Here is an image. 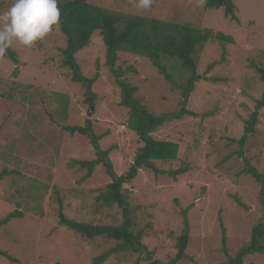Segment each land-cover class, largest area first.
Returning a JSON list of instances; mask_svg holds the SVG:
<instances>
[{
    "label": "rangeland",
    "instance_id": "rangeland-1",
    "mask_svg": "<svg viewBox=\"0 0 264 264\" xmlns=\"http://www.w3.org/2000/svg\"><path fill=\"white\" fill-rule=\"evenodd\" d=\"M71 1L232 37L233 44L210 40L198 53L197 73L222 81L195 84L185 109L196 117L171 119L152 133L155 139L177 145L176 159L155 163L166 174L141 169L130 184L123 185L137 228L144 231L143 244L153 259L167 264L175 257L184 214L187 258L175 264H227L221 249V225L226 250L233 255L249 242L252 226L264 220L261 187L243 173L244 159L264 172V107L255 132L242 147L236 142L243 134V120L263 91L250 64L264 68V0H233L237 22L226 18L222 8L206 10L200 0H152L148 9L136 7L133 0ZM12 3L0 0V13ZM65 43L56 26L32 47L14 43L10 48L18 64L0 57V95L22 109L7 121L10 141H0V170L20 172L0 181V219L13 210L22 213V218L0 228V251L17 262L0 255V264H90L114 245L101 237L87 240L58 223L57 197L65 217L78 222L113 225L120 222V213L116 207L104 209L95 203L99 190L109 182L101 166L81 181L86 171L71 165L73 160L94 159L89 140L77 133H60L52 126L40 128L46 119L34 109L41 98L52 115L68 126H83L91 120L94 134L101 136L99 146L110 150L118 175L127 171L140 146L137 136L126 128L129 112L119 105V88L105 65V47L98 33L75 55L83 76L93 79L86 87L71 82L69 71L60 65ZM213 62L217 64L206 73ZM167 66L181 83L185 75L177 66L175 70ZM116 69L137 88L136 97L153 115L181 109L179 91L148 59L119 53ZM180 169H184L181 174L168 173ZM136 259L134 254L116 253L104 264H133ZM242 264H264V254L248 255Z\"/></svg>",
    "mask_w": 264,
    "mask_h": 264
},
{
    "label": "trees",
    "instance_id": "trees-1",
    "mask_svg": "<svg viewBox=\"0 0 264 264\" xmlns=\"http://www.w3.org/2000/svg\"><path fill=\"white\" fill-rule=\"evenodd\" d=\"M204 7L206 10L222 8L226 18L231 21H238L235 16L236 7L233 0H206ZM58 8L60 9V23L53 26L52 30L58 26L60 33L66 39L65 47L61 49V67L69 71L71 82L84 87L90 85L93 79L83 76L75 55L89 45L93 34L97 32L105 47V65L115 77L114 82L119 88V105L128 109L129 112L126 128L137 136V141L140 144L127 171L118 175L114 171L109 158L110 150H103L99 146L101 136L94 134L91 120L87 119L83 126H68L52 115L46 106V102L41 98L39 106L34 109L38 115L46 119L40 128L47 129V127L52 126L60 133L65 132L71 135L77 133L89 140L94 159L73 160L71 165L86 171L81 181L87 180L96 166H101L105 175L109 178V182L99 190L95 203L99 208L104 209L116 207L120 213V222L113 225H94L87 222H78L65 217L62 212L61 201L57 197L58 223L87 240L91 241L101 237L114 243L111 248L93 258L90 264H104L111 255L116 253L137 255V259L133 264H139L140 262L165 264L153 259L152 252H149L144 246V231L137 228L132 208L127 196L124 194L123 185L130 184L141 169L150 170L155 174H166V172L159 170L155 163L176 159L177 145L170 141L155 139L152 137V133L171 119H179L183 115L196 117L195 113L185 109L189 96L194 91L195 84L200 81L212 83L222 81L220 78H208L197 73L198 53L210 40H217L223 44H233L234 41L230 36L220 32L213 33L209 29H196L190 25H180L129 13L111 12L89 3L58 0ZM119 53H127L148 59L157 72L173 88L179 91L182 98L179 103L181 109L177 113L161 114L159 116L150 113L147 107L136 97L137 88L123 78V72L120 69H116ZM5 57L14 65L18 64L16 53L11 48L7 50ZM169 62H173V64H169ZM216 64L217 62L209 63L205 72H210ZM167 65H170L169 69L171 70H175L177 66L180 73L185 75V78L182 76L184 80L181 83L174 80L171 72L167 69ZM250 65L258 74L263 91L260 99L255 102L254 110L248 115L247 119L243 120V134L236 141L239 147H242L247 137L255 132L259 122L260 109L264 107V68L260 64L251 63ZM10 105V99L1 94L0 141L4 143L10 141L7 127L8 119L20 115L22 111L20 107ZM231 141L235 142L234 140ZM244 161L246 168L243 173L253 177L254 181L260 185L261 199L264 205V172L259 173L250 165L247 159H244ZM182 172H184V169L168 173L175 176ZM18 174H20L19 170L2 169L0 170V181L5 177ZM234 199L238 205L243 206L237 198ZM16 218H22V213L17 210L9 212L4 218L0 219V228ZM183 218L184 227L180 235L176 237V255L167 264H175L187 258L185 250L188 242V226L184 214ZM221 232V249L226 257L227 264H242L244 257L248 255L254 253L264 254V220H260L252 226L249 242L233 255H229L226 250L225 230L222 225ZM0 255L12 263L17 262L8 256L6 252L0 251Z\"/></svg>",
    "mask_w": 264,
    "mask_h": 264
},
{
    "label": "clouds",
    "instance_id": "clouds-1",
    "mask_svg": "<svg viewBox=\"0 0 264 264\" xmlns=\"http://www.w3.org/2000/svg\"><path fill=\"white\" fill-rule=\"evenodd\" d=\"M206 0H200L201 6ZM136 7L148 9L152 0H133ZM60 23L58 0H13L12 5L0 13V57L18 43L25 47L43 39Z\"/></svg>",
    "mask_w": 264,
    "mask_h": 264
},
{
    "label": "water",
    "instance_id": "water-1",
    "mask_svg": "<svg viewBox=\"0 0 264 264\" xmlns=\"http://www.w3.org/2000/svg\"><path fill=\"white\" fill-rule=\"evenodd\" d=\"M91 111H92V109H91Z\"/></svg>",
    "mask_w": 264,
    "mask_h": 264
}]
</instances>
